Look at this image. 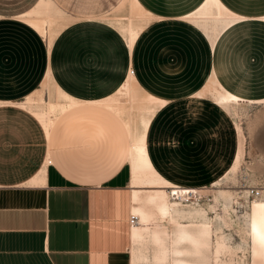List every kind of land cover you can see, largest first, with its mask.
Returning <instances> with one entry per match:
<instances>
[{
  "label": "crops",
  "instance_id": "obj_1",
  "mask_svg": "<svg viewBox=\"0 0 264 264\" xmlns=\"http://www.w3.org/2000/svg\"><path fill=\"white\" fill-rule=\"evenodd\" d=\"M40 2L15 16L0 14V101L18 102L38 91L50 69L55 83L82 103L59 115L49 137L28 110L0 105V264H131L129 132L124 119L102 101L116 93L130 70L145 90L168 99L174 93L165 86L179 78L200 90L198 49L184 39L185 27L169 20L178 16L153 12L141 2L164 20L154 21L140 35L132 54L115 28L87 19L92 17L67 25L49 51L45 38L18 19ZM241 24L219 39L210 66L231 93L264 99V91L252 95L238 90L228 60L232 33ZM253 55L246 56L247 70L262 64ZM180 57L184 71L167 73ZM208 96L195 117L184 102L168 100L151 125L150 156L173 183L197 189L213 184L218 171H193V179L187 177L190 160L200 167L208 158L204 145L215 137L221 141L226 132L237 143L233 115L222 120ZM19 110L34 119H19ZM30 127L37 132L32 134ZM174 159L180 171L172 168Z\"/></svg>",
  "mask_w": 264,
  "mask_h": 264
},
{
  "label": "bare ground",
  "instance_id": "obj_2",
  "mask_svg": "<svg viewBox=\"0 0 264 264\" xmlns=\"http://www.w3.org/2000/svg\"><path fill=\"white\" fill-rule=\"evenodd\" d=\"M126 5L128 15L87 19L102 20L115 28L132 54L140 35L154 21H162L164 18L148 10L140 0H126ZM50 8L51 0H41L35 9L18 16V19L28 23L45 38L49 51L55 38L69 24L64 22L61 27L57 26L58 29L50 31L53 24L66 19L63 14L50 15ZM174 20L189 22L205 29L210 26L214 36L211 40L213 54L219 39L231 28L251 20L264 22V15L250 17L233 11L222 0H203L194 10ZM209 80L215 102L222 108L236 107L242 102L264 104V99L245 100L228 91L218 81L213 68ZM41 88V91L29 94L21 101H0V105H20L28 110L41 122L49 137L59 115L82 102L68 95L55 83L50 69L46 72ZM47 88L52 89V92L48 100L43 99L45 108L36 109L39 99L34 95L44 93ZM119 94L127 97L130 103L127 110L123 109L121 102L115 100V95ZM168 100L145 90L130 70L128 78L116 93L102 101L124 119L129 132V162L133 185L131 209L132 215L138 219L137 223L130 224L131 264H264V196L255 198L246 206L239 201V197H232L229 191L219 188L217 191L223 197L221 206L228 215L216 214L211 217L206 209L189 204L203 190L173 183L155 167L149 152V132L158 113L167 107ZM236 129L241 135L239 124ZM243 140L240 139L231 172L240 168ZM215 184L219 185L220 181ZM245 193L247 197L250 196V188ZM243 208L246 210L242 213ZM211 209L214 207L211 206ZM233 214L242 223L240 244L227 232L232 227Z\"/></svg>",
  "mask_w": 264,
  "mask_h": 264
},
{
  "label": "rangeland",
  "instance_id": "obj_3",
  "mask_svg": "<svg viewBox=\"0 0 264 264\" xmlns=\"http://www.w3.org/2000/svg\"><path fill=\"white\" fill-rule=\"evenodd\" d=\"M51 1L52 8H50L51 10H49L48 13L55 16L63 14L66 19L57 21L50 27V31L58 29L59 27L57 26L59 25L61 27L64 22H69V24H67L70 25L71 23H75L77 21L86 20V17L128 15L129 13L126 5V0ZM230 1L231 5L246 12L254 13L256 10L264 9V0ZM37 2L38 0H0V14L15 16L33 8L37 4ZM194 2L195 0H162V2L159 3L160 5L154 4L153 7L157 11L164 13L168 12L167 14L172 16H179L183 13H186L185 11L190 10V6ZM77 18L82 19L78 20ZM98 21L103 22L104 24H108L107 22L102 20ZM170 21L173 23V26H184V39L186 38V40H189L190 43L192 42V44L198 49L197 56L199 57L201 62L199 66V72L201 80L203 82V87L199 90L195 87L189 86L181 78L174 81L171 86L167 85L165 87H167L168 92L173 90L174 95L172 97H169V99L184 102L190 108L189 115L191 117H195L197 115L196 110L204 102V98L206 95H209L210 97L208 96V98L212 99L214 101V104L216 105L214 96L211 93V83L209 80L212 69V66H210V62L212 59L211 40L214 38L213 32L210 26L205 29L204 27H199L195 24L181 20L170 19ZM251 21L254 22H243V24L235 28L232 33L233 43L231 47H229V52L227 53V55L228 60H232L231 67L238 78V90L243 93L250 92L252 93V95H255L257 94V92L264 91V40L256 38L264 37V22H257L260 20ZM149 27L147 29H149ZM252 52L254 54L253 56L259 57L262 61V64L257 66V70L251 69L255 71H253V73L250 69H246V56L247 54H251ZM181 60L182 58L180 57L179 60L175 61L172 64V69H169L167 73H171L172 75H178L182 73L185 69V64ZM235 61L237 63H235ZM253 74L257 79L254 78V80H252L251 77H253ZM138 84L140 85L139 82ZM41 89L42 88L38 89V91H41ZM51 92L52 89L49 90L47 88L44 93L34 95L37 99H39L37 100L39 102V105L36 107V109L45 108L46 105L43 102V99L48 100ZM151 92L153 93V91ZM40 96L42 98H40ZM159 96L168 99V97L164 95ZM115 97V100L123 104L121 106L124 110H127L129 108L130 103L128 102L126 96L119 94L115 95ZM216 106L221 112V119L224 120L226 114H232L236 125H240L242 132L240 135L236 129L238 136L236 145L233 141V137L231 138L229 136V133L227 132L222 135L221 141H216L217 137H215V141L212 139L211 142L206 143L204 145V151L206 157L209 158L210 162L208 161V158H206L203 163L200 162L202 163L200 164L201 166L197 167L193 166V164H191L192 160H190L189 165L191 167H189V171L187 172V177H189L190 180H192L194 177L193 171L203 170L205 171V175H208L210 173L209 170L219 172H216L218 176L216 177V180L213 182V184H206L205 188H198L203 191L201 193H198L199 196L197 199H192L193 202L190 201L189 203L193 206L206 209L207 213L211 217H214L216 214H219L221 216L228 215V213H225V211L222 209L221 204L223 202V197L217 191L219 188L225 191H229L233 195L232 197H239V201L243 202L246 206L249 205V203H251L255 198L250 196L247 197L245 190H247L248 188H264V104H249L242 102L236 107H231L228 109L222 108L219 105ZM19 111L21 114L20 116H17L19 119H23V121L34 119V117L30 114L28 115L27 112H22V110ZM30 131L32 134H35L37 132V129L34 127H30ZM240 139H244L241 165L236 172H231L229 168L234 161ZM163 143H165V140H163ZM172 168H174L175 171H180V166L176 159L172 161ZM128 169L129 166L126 164L125 171L127 173V176L129 175ZM178 178H182L184 180V177L182 176H178ZM216 181H220V184H215ZM175 183L183 186V183ZM194 202L196 205L194 204ZM211 206H213L214 209H211ZM245 210L246 209L243 208L242 213ZM232 217V227L230 231L227 232H230L233 235L235 242H238L240 244L242 242L240 232L242 223L240 219L234 214L232 215Z\"/></svg>",
  "mask_w": 264,
  "mask_h": 264
},
{
  "label": "trees",
  "instance_id": "obj_4",
  "mask_svg": "<svg viewBox=\"0 0 264 264\" xmlns=\"http://www.w3.org/2000/svg\"><path fill=\"white\" fill-rule=\"evenodd\" d=\"M203 0H195V2L193 4H191L190 6V10L185 11L186 13L194 10L198 5H200L202 3ZM230 9H232L235 12L241 13V14H245L247 16H260V15H264V9L261 10H256L254 13L253 12H246L243 11L237 7H234L233 5L230 4V0H222ZM141 2L150 10H152L153 12L159 13V14H164L163 12L157 11L153 6L154 4L160 5L159 3L162 2V0H150V2H147L145 0H141ZM152 4V5H150ZM154 8V9H153ZM163 11V9H162ZM185 14V13H183Z\"/></svg>",
  "mask_w": 264,
  "mask_h": 264
},
{
  "label": "built area",
  "instance_id": "obj_5",
  "mask_svg": "<svg viewBox=\"0 0 264 264\" xmlns=\"http://www.w3.org/2000/svg\"><path fill=\"white\" fill-rule=\"evenodd\" d=\"M264 196V188H250V197L253 198H261ZM130 224L137 223L138 219L136 216L131 215L130 217Z\"/></svg>",
  "mask_w": 264,
  "mask_h": 264
}]
</instances>
